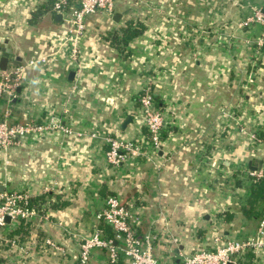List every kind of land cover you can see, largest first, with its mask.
<instances>
[{"label":"crops","instance_id":"obj_1","mask_svg":"<svg viewBox=\"0 0 264 264\" xmlns=\"http://www.w3.org/2000/svg\"><path fill=\"white\" fill-rule=\"evenodd\" d=\"M53 2L0 0L6 68L49 58L26 69L12 100L0 97V116L8 110L11 121L45 124L52 115L59 125L0 149V203L21 193L36 211L0 228V264H78L80 239L97 230L114 237L97 216L108 195L133 208L136 237L157 235L154 254L165 264L215 248L214 237L255 239L264 198L250 203L256 180L247 172L249 165L264 171V32L238 24L264 0H116L111 14L85 19L80 75L67 49L54 54L65 20ZM130 29L139 32L125 40ZM149 79L165 120L156 150L137 102ZM108 136L142 150L113 166ZM236 263L264 264V246ZM87 264L129 259L119 252L111 262L110 249L97 247Z\"/></svg>","mask_w":264,"mask_h":264},{"label":"built area","instance_id":"obj_2","mask_svg":"<svg viewBox=\"0 0 264 264\" xmlns=\"http://www.w3.org/2000/svg\"><path fill=\"white\" fill-rule=\"evenodd\" d=\"M74 1V6L70 3ZM116 0H54L53 9L64 17V34L54 54L63 53L67 49V62L75 70L76 75H80L81 65L78 61L80 39L85 29V19L88 15L97 11L111 14L114 11ZM259 24L264 32V7L257 9L244 17L240 26L249 24ZM61 52H57V51ZM47 56L32 58L25 65H13L4 70L0 69V97L6 95L8 100L16 96L17 88L21 85L24 73L27 68L36 64H46ZM152 79L141 85L137 96L138 108L148 133V145L156 150L160 146V136L165 125L164 116L155 106ZM75 84L73 88H76ZM10 112L4 111L0 116V149H7L13 145L17 138L26 137L31 134L42 133L51 128H57L58 120L49 115V121L45 124H35L32 122L11 121ZM68 132V131H66ZM248 136L259 142L255 133H248ZM109 149L106 152L109 164L116 166L123 157L139 154L142 144L119 137L108 136L106 138ZM248 176L255 180H264V171L261 169L248 171ZM4 202L0 203V228L5 225L6 217L11 220L27 221L36 215L33 208L28 207V200L21 193H8L4 195ZM98 219L108 224L114 233L113 238L105 239L101 232L97 230L88 237L80 239L78 264H87L93 248L108 247L110 249V260L114 262L118 259V253L122 252L129 259V264H165L154 254L153 243L157 240V235L147 232L140 237H136L132 224L136 216L133 208H128L115 195H108L105 199L104 207L97 214ZM174 243L176 239L171 238ZM119 241L118 250L114 243ZM45 245L50 248L59 249L51 239H46ZM215 248H197L191 254H183L178 264H227L236 263L237 258L248 250L257 251L264 246V208L258 222L257 237L227 240L214 237ZM14 244V241H12Z\"/></svg>","mask_w":264,"mask_h":264},{"label":"trees","instance_id":"obj_3","mask_svg":"<svg viewBox=\"0 0 264 264\" xmlns=\"http://www.w3.org/2000/svg\"><path fill=\"white\" fill-rule=\"evenodd\" d=\"M138 32H139V30H136V29H130L128 31H125V33H126L125 37H127V39H125V40H128L129 38L136 36ZM252 184H254L256 186V188H254L252 191L251 196L253 197L254 200H253V202L250 201V203H255L260 198H264V194H263L264 182H262L261 180H256V181H253Z\"/></svg>","mask_w":264,"mask_h":264},{"label":"water","instance_id":"obj_4","mask_svg":"<svg viewBox=\"0 0 264 264\" xmlns=\"http://www.w3.org/2000/svg\"><path fill=\"white\" fill-rule=\"evenodd\" d=\"M58 16L60 17V14H58ZM0 69L4 70L6 69L7 65H8V58H9V54H10V48L7 45V40L3 41V46L0 47ZM71 75L73 74V72L70 73ZM20 90V86L17 88V92ZM261 164V162H259ZM251 164V163H250ZM249 167L252 170L257 169L258 167L255 166H251L249 165ZM9 220V217H6V221ZM228 264H232V263H228Z\"/></svg>","mask_w":264,"mask_h":264}]
</instances>
